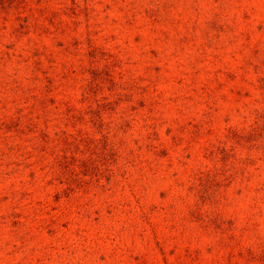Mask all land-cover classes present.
Here are the masks:
<instances>
[{"label":"rangeland","instance_id":"rangeland-1","mask_svg":"<svg viewBox=\"0 0 264 264\" xmlns=\"http://www.w3.org/2000/svg\"><path fill=\"white\" fill-rule=\"evenodd\" d=\"M0 264H264V0H0Z\"/></svg>","mask_w":264,"mask_h":264}]
</instances>
